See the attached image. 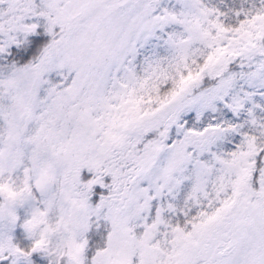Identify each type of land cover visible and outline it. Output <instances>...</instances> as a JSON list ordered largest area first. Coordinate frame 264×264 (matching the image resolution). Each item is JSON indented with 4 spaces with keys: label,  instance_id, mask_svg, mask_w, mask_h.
<instances>
[{
    "label": "snow or ice",
    "instance_id": "obj_1",
    "mask_svg": "<svg viewBox=\"0 0 264 264\" xmlns=\"http://www.w3.org/2000/svg\"><path fill=\"white\" fill-rule=\"evenodd\" d=\"M0 264H264V0H0Z\"/></svg>",
    "mask_w": 264,
    "mask_h": 264
}]
</instances>
